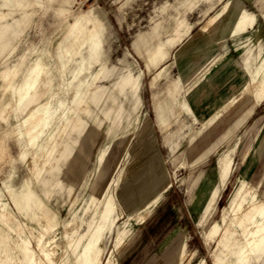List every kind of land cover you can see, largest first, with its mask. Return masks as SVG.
<instances>
[{"label":"rangeland","instance_id":"1","mask_svg":"<svg viewBox=\"0 0 264 264\" xmlns=\"http://www.w3.org/2000/svg\"><path fill=\"white\" fill-rule=\"evenodd\" d=\"M225 1L79 0L69 7V19L60 26L54 16L56 9L52 8L49 0L40 3L32 0L27 3L26 11L31 12V16L22 34L0 56V214L6 211L11 213L8 215V224L31 240L32 247H37L36 236L44 234L46 240H52L49 249L58 264L62 258H67L66 264H80L77 261L80 247L72 240L87 231L103 209V201L111 194L114 208L106 223L105 237L101 243L106 249L101 264H107L110 257L115 264H213L222 250L220 234L207 242V230L214 221L222 224L223 232L227 228L237 229L234 223L246 213L249 204L245 201L237 214H226L224 217L223 208L228 204L233 188L240 181H245L256 191L259 189L258 182L264 181V103L259 106V103L252 102L250 106L253 110L246 119H243L242 113L238 115L241 123L239 127L231 125L233 132L229 139L215 136L208 146L211 151L207 153L201 150L196 166L181 153L175 155L177 151L187 149L188 136L192 134L189 128L178 133V122L190 124L194 130H198L202 126L201 118L208 114L210 108L221 110L217 98L205 99L203 106L198 104V107H203L200 111L186 93L195 90L196 96H203L208 76H219L226 68V61L243 65L241 41L245 39L202 43L206 34L200 33L202 28L215 9ZM233 1L258 14L259 22L255 30H250L244 37L250 36L258 41L256 52L260 45L264 49V1ZM12 5L4 4L0 9H12ZM93 6L100 8L103 19L90 16L81 29L75 26L78 13ZM73 23L74 29L71 30L70 25ZM149 31L152 34L148 40L146 38L142 41V55L136 54L132 47L133 41L138 34ZM94 34L99 40L94 41ZM88 38L91 49L86 54L95 57L91 71L87 70L88 64L81 63L79 73H73L75 77L72 82L66 81L68 93L65 95L66 89L58 90V87L64 86L60 83L59 75L66 70L61 65L68 60L71 62ZM194 44L198 45L197 49L192 47ZM88 46L90 44L83 49L86 50ZM43 50L49 53L52 66L46 65L42 73L56 75V86L52 91L58 92L61 97L66 96V105L71 107L73 113L79 109H90V96L99 90L106 92V88L110 89L120 80L121 74H132L134 82L137 79L139 81V90L134 92V97L129 93L130 90L122 94L114 90L118 94L117 101L114 103L108 100L104 106V111L112 109L109 116L99 109L104 105L106 94L98 114L87 116L82 113L90 129L83 137L92 134L89 142L91 155L78 147L75 156L60 163L62 182L65 185L62 190L52 187L57 184L58 175L55 178L48 175L58 164L43 162L40 155L43 150L41 139L36 140L37 132L25 129L26 125L23 124L24 118L36 103L38 107L47 106L50 89L54 84L48 83L46 89H41V83H38L31 95L20 102L18 84H12L8 78L2 77L4 69L6 75L13 74V70L9 72L6 68L15 69L19 63H23L18 74L22 75L26 71L25 65H29L37 53L39 57L42 56ZM57 54L60 57L58 60ZM213 55H216L215 58L218 56L217 60L212 65L206 63L207 57ZM201 56L206 58L198 68L195 63ZM104 64L105 70L100 71ZM163 68H166V72L154 80ZM91 74H97V78H92ZM174 83L183 91L181 99L189 103L193 113L178 106L173 120L161 128L156 122L154 95L161 91L160 97L165 99L166 89L169 86L174 88ZM233 85L230 84V97L236 99V104L232 105L231 110L236 112V105L241 104L244 96L251 92L247 86H239L232 91ZM219 94L216 92L215 96ZM36 95L39 97L37 100ZM25 108L27 110L23 112ZM146 125L150 126L156 138L154 158L164 162L169 175L167 181L159 187L150 182L129 188V201L125 204L120 190L131 181L141 161L135 155V149ZM63 127L60 123L59 128L54 130L58 135L57 140L62 137L64 139L69 132V129L64 132ZM185 134L188 136L185 137ZM247 137L251 142V154L244 162L239 154L235 156L234 168L221 189L217 210H207V202L203 197L200 202L191 201L192 187L198 175L203 171H211L217 179L214 169L220 157L235 146L239 149ZM116 140H121L118 153L114 156L103 155L98 162L101 151ZM78 168L84 169V175L74 182ZM106 178L112 181L109 188L103 185ZM28 180L34 184L36 198L39 200L35 199L21 212L15 206L11 194ZM94 195L98 197L95 201L92 200ZM227 222H230V227L226 226ZM130 227L133 230L126 232ZM178 227H185L183 233L187 236L188 245L184 248L178 238L169 236ZM241 230L239 228L236 231L233 239L241 235ZM16 239V234L4 224L0 230V264H10L11 257V264H17L18 251L14 249ZM38 264L47 262L41 259ZM258 264H264V259Z\"/></svg>","mask_w":264,"mask_h":264},{"label":"bare ground","instance_id":"2","mask_svg":"<svg viewBox=\"0 0 264 264\" xmlns=\"http://www.w3.org/2000/svg\"><path fill=\"white\" fill-rule=\"evenodd\" d=\"M35 1L40 3L43 0ZM77 1L79 0H49L53 6L52 8L56 9L59 15H67L69 13V7H71V5ZM27 5L28 4H26V6ZM85 10L87 11H81L78 13L75 21V26H78L80 29L86 25V20L88 17L91 16L93 18H97V16L100 17L102 13L100 8L96 6H93L90 9L88 7ZM254 20L255 17L245 10L240 4L233 3L231 0H229L223 4V6H221L213 15H211L202 30L200 29V33H206L202 38V43L207 44L217 40L228 41L230 38H235L236 36H239L241 33H243L248 26L252 25ZM151 34L152 32L149 31L137 35L136 39L132 43V47L136 54L142 55V41L146 40V38L148 40ZM94 37V41L99 40L96 35ZM91 40L93 41V38ZM89 41L90 40L88 38L82 44L81 50L72 60L67 73L78 74L79 66L83 62L88 64L87 70H90V67L93 64L92 60L95 57L86 54L87 51H89L88 49H91V41ZM87 44H90V46L84 50L83 47ZM98 44L99 43H95V45ZM192 47L197 49L198 45L194 44ZM215 56L216 55H213L211 58L207 57L205 62L212 65V63H214L218 58V56L216 58ZM205 58L206 56L199 57V61L196 62L195 65L200 68L203 65L202 62ZM148 65L150 66V63H148ZM225 67V70H223L219 76L215 74H210L208 76L206 80L208 85L203 88V91H205L203 96H196L195 90L191 91L190 93H186V95L192 100V102L200 111L203 109V107L201 108L197 105L200 104L203 106L205 99L216 100L219 98V101H217L221 107V110L219 111H215L214 109L210 108L207 112L208 114L201 118L202 126L198 130H194L190 124L183 123L181 121L178 122V126L176 128L178 133H181L185 128H189L192 130V134L190 136L186 134L184 135L185 137L188 136L189 138L188 145L186 146L187 149L185 151L182 150V152L179 150L175 153V155L181 153L185 156V158H187V160L190 159L192 161L193 166L198 164L200 159L199 153L201 150H205L207 153L211 151V148L208 146L215 136L218 138L229 139L230 134L233 132V127L231 125L235 124V126L239 127L241 122L238 118V115L241 113L244 115L243 119L248 118L253 110V108L250 106L252 102L260 103L264 101V60L261 61L259 66H257L254 70L250 67L242 70L235 66H229L227 65V61L225 62ZM41 70L42 67L38 64L32 66L29 69L28 80L22 87L23 93L21 95V101L31 95V91L36 85V81ZM102 70H105V64L101 66L100 71ZM164 72H166V68H163L155 76L154 80H157ZM131 75L132 74L119 75V87L122 88L123 92H126L124 88L133 86L132 90L134 94L135 91L139 90V81L137 79V81L134 82V80L131 78ZM91 77L96 79L97 74H91ZM243 82L246 83L245 85L249 88L251 93L248 95L246 94V96H244L242 99V103L236 105L238 110L236 112H232L231 108L233 104H236V99H232L230 97V84H234L232 89L233 91L237 89ZM174 85V88L169 86L166 89L167 96L165 99L160 97V95H162L161 91L154 95L156 122L161 128L166 127L167 124L173 120L176 111L175 109L178 106H181L183 109L193 113L189 103L181 99L184 95L183 91L178 88L177 83H174ZM106 92L99 90L98 93L94 92L90 96V99L88 100L90 109L99 107L102 104V100ZM216 92H218V94L220 92L217 97L215 96ZM128 95L129 94H127L126 97H128ZM132 108V110H134V105ZM231 113L233 117H229ZM257 123H259V120ZM155 148L156 138L154 132L150 129V126L146 125L137 142V148L135 149V155L138 156V158H141V161L137 164L136 172L131 178V181L124 185L120 190L122 201L125 204L129 201V188H132L136 184H149L152 182L156 187H159L167 181V177L169 175L168 170L166 169L162 160L154 158ZM237 154L242 157V162H244L247 156L251 154V142L249 137H247L239 149H237V146H235L220 157L217 167L214 169L215 172H217V179L214 177L211 171H203L198 175L192 187L191 201L200 202L203 197L207 202V210H217L218 198L221 195V189L226 185L227 180L232 174L234 168L233 165L236 160L235 156ZM136 156L135 158H137ZM111 182L112 181L110 178H106L105 183L103 182V185L109 188ZM258 184L259 189H256L255 191L254 188L245 183V181H240L233 188L228 199V204L223 208L224 217L226 214H237L241 210L242 204L245 201H248V210L239 221L237 220L234 223L237 229L235 228L232 230L227 228L226 231L223 232L221 228L222 224L214 221L213 225L207 230L205 235V240L207 242H209L215 235L220 234V244L222 246V250L215 258L213 264H258L264 259V181H260ZM206 190H208V193L204 196ZM36 194L37 193L35 191L34 184L28 180L19 189L13 191L11 196L15 206L19 211L22 212V210L28 208L29 205L35 201V199L36 201L39 200L36 198ZM96 198L98 197L94 195L92 200L95 201ZM101 199H103V196ZM103 203V209L99 213L98 218L89 225V228L83 235H80L72 240L75 241L78 247H80L77 253V261L80 262V264L102 263L106 249L105 247L101 246V243L105 237L106 223L110 219L111 212L114 208L113 195L109 194ZM10 214L11 213H8L7 211L4 214H0L2 221L0 230L3 229L5 224L17 236L16 241H14V249L18 251L16 263L38 264L41 263V259H43L47 262V264H58L53 258L52 252L49 249L52 240H46L44 234H38L36 236L37 247L34 248V245L32 247L31 240L25 238L18 229L12 228L10 224H8V215ZM226 226L230 227V222H227ZM239 228L242 229L241 235L233 239L234 234L239 230ZM183 229L178 227L173 230L169 236L178 238V240L181 242V246L184 248L188 245V242L187 236L183 233ZM132 230L133 227H130L126 232H130ZM9 238L12 239L10 236ZM66 259L67 258H62L59 264H66ZM12 260V257L9 258L10 264L12 263ZM107 264H115V262H113L110 257L107 261Z\"/></svg>","mask_w":264,"mask_h":264},{"label":"crops","instance_id":"3","mask_svg":"<svg viewBox=\"0 0 264 264\" xmlns=\"http://www.w3.org/2000/svg\"><path fill=\"white\" fill-rule=\"evenodd\" d=\"M32 0H0V6L4 4H13L12 9H5L2 10L0 9V56L3 55L12 45L13 41L19 37L23 30H24V25L27 23L31 16V12L26 11V4L27 2H30ZM223 0H220L222 2ZM229 1L226 0L224 4ZM233 3V0H231ZM264 1V0H260ZM23 4V5H22ZM240 4V3H238ZM241 5V4H240ZM223 6V5H222ZM242 6V5H241ZM221 7V6H220ZM216 8L214 13L220 8ZM245 10H247L250 14H252L255 17V20L252 25L248 26L246 30L241 33L239 36H236L235 38H230V39H236V40H242L245 39V41H241L242 51V62L243 65H237L233 64L232 62L227 61V65L229 66H235L238 67L242 70H245V68L250 67L253 68V70L259 66L261 61L264 60V49L262 45L259 46V51L256 52L255 48L258 45V41H255L253 37L247 36L244 37L250 30H255L256 25L259 22V17L258 14L255 12L250 11L249 9L245 8L242 6ZM213 13V14H214ZM212 14V15H213ZM54 16L58 21V26L62 25L64 22H66L69 19V15L67 14L66 16L60 17L58 12L54 11ZM264 16V12H263ZM103 19V16L99 17ZM62 20V22H60ZM66 20V21H65ZM71 30L74 29V23L70 25ZM73 33V32H72ZM68 50V49H67ZM42 56H38V53L35 55V59L29 64L25 65V70L22 75H18L19 72L21 71L20 67L23 65V63H19L18 65L15 66V69L12 68H6V70H9L11 72L13 70V74L9 73L6 75L7 71L4 69V74H2L3 79L8 78L9 81L14 84H18L17 87H19L20 90V95L19 99L21 102L22 98V93H23V85L24 83L27 82L28 80V73L29 69L34 66V65H40L43 68L48 65L52 66L51 61H49V53L47 51H42L41 52ZM63 56V55H62ZM59 55L57 54V60L59 59ZM62 59L64 57H61ZM45 61V62H44ZM57 63V62H56ZM72 61L66 62L65 64L61 65V67H66L65 73L62 75H59V78L61 79V84H63V87H58V90H65V95L68 93V85H66L68 82H72V78L75 77V75L72 73H67V70L69 66L71 65ZM56 65V64H55ZM58 65V63H57ZM18 67V68H17ZM29 68V69H28ZM17 70V71H16ZM28 70V71H27ZM42 70L39 74V77L36 81V85L38 83H41V89H46L47 84H54L56 75L52 73H47L43 74ZM3 72V71H2ZM131 78L133 79L132 75ZM67 81V83H66ZM119 82L120 80L113 85V87L106 88L104 89L107 91L105 100H104V105L99 108H91L87 110L79 109L77 113H73L71 111V107L69 105H66V99L64 97H61L60 94L56 91H52L53 87L56 85H52L51 87V95L49 99V103L47 104L46 107L37 106V103L34 108L30 111V113L24 118L25 122L23 124L26 125L25 129H31L35 130L36 133V140L41 139V147L43 148L42 153L40 154L41 157L43 158V162H50V163H56L58 164L57 166H54L52 170L48 173L49 177L55 178L58 175V182L55 185H52L54 188H58L62 190L64 188V183L62 182V175H61V162L68 160L70 157L75 156L77 154V148L82 147L85 152H87L89 155H91V150H90V141L92 138V134L90 137L87 135L83 137V134L85 132H90V129L88 127V122L86 118L82 116V113L86 114L87 116H95V114H98V111H102L105 113L106 116H109L111 113V110L104 111V106L108 100H111L112 102H116L118 98V94L114 93V90H117L118 93L122 94L125 93L123 92L122 88L119 87ZM133 82V81H132ZM246 83L243 82L241 87H245ZM16 87V88H17ZM240 87V88H241ZM60 88V89H59ZM239 88V87H238ZM127 91L130 90V93L133 95V86L132 87H127L124 88ZM236 90V89H235ZM37 95L35 96V99L37 100ZM39 98V97H38ZM26 99V98H25ZM24 100V99H23ZM22 100V101H23ZM264 103V101L259 103V106H261ZM258 106V107H259ZM98 108L100 110H98ZM133 109V108H132ZM27 108L23 109L22 111L25 112ZM122 107H120L119 112L121 113ZM133 111V110H132ZM33 115V116H32ZM34 121V122H33ZM60 123L63 124V131L66 132L69 129L68 134L66 137L63 139V137L60 140H57L58 135L54 132V130L59 128ZM28 125H30L28 127ZM21 130V129H20ZM44 140V142H43ZM121 140H116L114 141L110 147L104 149L101 151V153L98 155V162L100 157L104 156H114L116 153H118V145L121 144L119 143ZM84 175V169L78 168L75 172L73 181L77 182L79 178H82ZM54 192V191H53Z\"/></svg>","mask_w":264,"mask_h":264}]
</instances>
